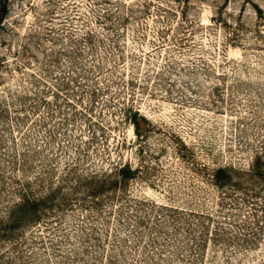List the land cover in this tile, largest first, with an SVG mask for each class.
<instances>
[{
  "label": "rangeland",
  "instance_id": "374dc122",
  "mask_svg": "<svg viewBox=\"0 0 264 264\" xmlns=\"http://www.w3.org/2000/svg\"><path fill=\"white\" fill-rule=\"evenodd\" d=\"M255 153L264 0H0V264H264Z\"/></svg>",
  "mask_w": 264,
  "mask_h": 264
},
{
  "label": "trees",
  "instance_id": "16d2710c",
  "mask_svg": "<svg viewBox=\"0 0 264 264\" xmlns=\"http://www.w3.org/2000/svg\"><path fill=\"white\" fill-rule=\"evenodd\" d=\"M136 110H134L130 115V121L132 123L133 129L136 134L138 131V119L135 117ZM113 173L102 172L104 176L100 180H96L93 184L88 186L87 193L93 195L102 188L105 187L106 181L109 184H119L128 176L127 166L124 164H119L114 166L111 170ZM210 179L215 185H223L226 183L233 182L236 185H240L245 182L243 175L251 179H256L259 182L264 180V159L261 153H255L254 160L247 168L234 167L231 165H218L214 167L210 172ZM95 175H87V179L93 178ZM247 179V180H248ZM105 182V183H104ZM109 186V185H108ZM47 196L35 197L29 195L28 193H22L16 201H14L8 208L5 219H0V237L7 236L11 233L14 224L18 225L23 222H33L37 219L40 214L38 213V203L42 201Z\"/></svg>",
  "mask_w": 264,
  "mask_h": 264
}]
</instances>
